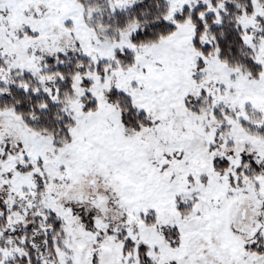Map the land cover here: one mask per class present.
<instances>
[{"label": "snow or ice", "instance_id": "6c2138e0", "mask_svg": "<svg viewBox=\"0 0 264 264\" xmlns=\"http://www.w3.org/2000/svg\"><path fill=\"white\" fill-rule=\"evenodd\" d=\"M0 264H264V0H0Z\"/></svg>", "mask_w": 264, "mask_h": 264}]
</instances>
